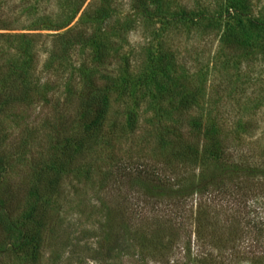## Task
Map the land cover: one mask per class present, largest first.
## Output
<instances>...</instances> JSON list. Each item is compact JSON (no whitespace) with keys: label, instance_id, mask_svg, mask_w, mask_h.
<instances>
[{"label":"rangeland","instance_id":"374dc122","mask_svg":"<svg viewBox=\"0 0 264 264\" xmlns=\"http://www.w3.org/2000/svg\"><path fill=\"white\" fill-rule=\"evenodd\" d=\"M0 264H264V0H0Z\"/></svg>","mask_w":264,"mask_h":264},{"label":"trees","instance_id":"16d2710c","mask_svg":"<svg viewBox=\"0 0 264 264\" xmlns=\"http://www.w3.org/2000/svg\"><path fill=\"white\" fill-rule=\"evenodd\" d=\"M104 119L105 118H103V117L98 119L97 117H91L90 118L89 115H87L85 117H83L81 115L80 127H81L82 131L78 135L77 140H74V142L69 144L71 146H67V148L70 149V152L73 154L78 152V147H80V144L88 142V140L92 137L91 135H92L93 130L97 126L100 127V125L103 124ZM127 121H129V123H131V121H132L131 116L129 118H127ZM202 122L197 123V122H194V120L192 119L191 122L189 123V128L192 131V132H190L191 135H192V133H194V130H196V131L198 130V134L199 133L201 134L202 142H201V150L199 149L200 153L198 151V146H197L199 142H197V140L196 141L191 140V138H192L191 136H188V135L182 136L179 133H173L174 132L173 131L172 134H174V136L173 137L170 136V138L167 140L168 142H170L169 144H171V147L173 148L172 150H174L173 151L174 153L172 155L173 159L176 160V158L178 157L177 160H179V162L183 163V165H185L184 164L185 162H187V163L198 162V160L201 158V156H204L203 165L200 166L201 170L196 175V178L193 179V182H195L194 183L195 184L194 192L201 193V194L204 193L211 185H213V183L210 179V175H211L210 165L213 161H215L216 158H219V157L222 158L224 156L225 147H226L225 146L226 144L224 143L225 140H223V139L221 140L219 135L216 136V135H214L213 132L210 133L211 132L210 130L211 129L213 130V127H214L213 124L214 123L212 124V122H211V125H209L210 130H208L207 132H203V134H202L199 131V129L202 126ZM205 123H208V122L204 121L203 125ZM172 130H173V127H171V129L169 131L171 132ZM207 159H208V161H210V164L205 162V161H207ZM151 165H149L150 170L148 171L149 172V175H148L149 180H152L154 178L155 179L158 178L156 171L154 169V164L152 163ZM168 165H170L169 162H168ZM155 179H154V181H155ZM166 180H167V178H166ZM32 202L33 203L31 204V206H33L34 208H35L36 204L39 203V206H40V204H42V201L36 200V199H33ZM37 216H39L37 218L38 223L45 222V219H46L45 214L42 215V213H40ZM34 236H35V234L32 236V238ZM31 239H28V241L25 240L26 245L31 241Z\"/></svg>","mask_w":264,"mask_h":264}]
</instances>
